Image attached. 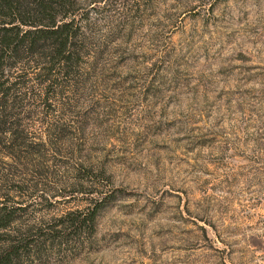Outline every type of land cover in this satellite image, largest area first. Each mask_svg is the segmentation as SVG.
I'll list each match as a JSON object with an SVG mask.
<instances>
[{"label": "rangeland", "instance_id": "374dc122", "mask_svg": "<svg viewBox=\"0 0 264 264\" xmlns=\"http://www.w3.org/2000/svg\"><path fill=\"white\" fill-rule=\"evenodd\" d=\"M95 5L37 214L111 199L35 264H264V0ZM90 171L99 184H73Z\"/></svg>", "mask_w": 264, "mask_h": 264}, {"label": "trees", "instance_id": "16d2710c", "mask_svg": "<svg viewBox=\"0 0 264 264\" xmlns=\"http://www.w3.org/2000/svg\"><path fill=\"white\" fill-rule=\"evenodd\" d=\"M100 1L0 0V264H35L54 243L92 231L111 199L92 188L84 190L93 193L84 208L37 214L51 198L39 192L47 188L41 177L65 155L67 122L55 112L89 72ZM102 175L90 171L73 184L95 186Z\"/></svg>", "mask_w": 264, "mask_h": 264}]
</instances>
